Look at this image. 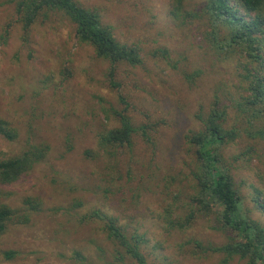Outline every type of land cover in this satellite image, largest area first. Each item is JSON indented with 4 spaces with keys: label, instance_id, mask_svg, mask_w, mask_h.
I'll list each match as a JSON object with an SVG mask.
<instances>
[{
    "label": "rangeland",
    "instance_id": "1",
    "mask_svg": "<svg viewBox=\"0 0 264 264\" xmlns=\"http://www.w3.org/2000/svg\"><path fill=\"white\" fill-rule=\"evenodd\" d=\"M16 2L0 0V118L17 131L12 141L0 137V161L34 146L49 149L21 179L0 186V203L31 215L0 235V264H121L104 223L83 221L94 211L117 219L128 235H143L149 264H222L219 254L193 256L188 244L227 242L213 216L198 214L184 231L170 227L197 192L187 135L203 129L219 102L224 126L238 134L223 147L225 162L252 217L264 223V208L253 201L260 196L264 203V140L256 136L264 104L246 103V59L208 41L211 28L197 16L205 0H187L178 20L172 0H77L98 11L120 43L140 50L142 64H118L113 79L110 62L78 40L67 16L49 13L26 32ZM120 113L138 129L133 146L101 144L120 126ZM28 200L39 202L36 210ZM9 251L12 259L4 256Z\"/></svg>",
    "mask_w": 264,
    "mask_h": 264
},
{
    "label": "trees",
    "instance_id": "2",
    "mask_svg": "<svg viewBox=\"0 0 264 264\" xmlns=\"http://www.w3.org/2000/svg\"><path fill=\"white\" fill-rule=\"evenodd\" d=\"M187 0H172L171 15L178 20L183 14ZM16 15L24 31L28 32L42 17L49 13H62L76 25V35L80 42L91 45L98 58L111 64L109 76L114 78L118 64L127 63L133 67L142 64L140 50L137 47L120 43L111 26L102 23L98 11L86 8L77 0H17ZM189 17H196L195 15ZM211 28L207 34L213 47L223 53H239L246 59L244 80L248 82L246 97L248 105L264 104V0H205L202 14L197 15ZM160 52L168 56L167 50ZM201 72L187 75L195 80ZM113 83V81H112ZM116 85L115 83H113ZM227 112L215 102L208 117L203 120V129L187 135L189 145L194 148V178L197 192L193 198V207L183 217L170 219V227L187 230L195 222L198 214L213 216L217 231L227 235V242L221 245L204 244L198 240L188 242L193 245L191 254L195 257L209 254L222 256V264H230L235 259L246 264H264V223L254 219L247 208L240 189L236 186L231 168L226 164L223 147L233 142L238 134L235 129H227ZM120 126L112 128L101 136V144L114 147H132L133 136L138 129L131 118L120 113ZM144 136L148 138L146 130ZM264 140V129L256 132ZM0 137L8 140L17 138L16 129L0 118ZM49 147L34 146L22 155L0 161V186L12 184L27 174L36 163L47 154ZM259 208H264L260 196L253 199ZM31 211L39 202H27ZM18 212L7 204L0 203V235L14 220L26 224L29 214L19 216ZM171 217V216H170ZM101 221L107 239L123 252H119L117 263L125 264L130 258L136 264H149L142 251L145 238L135 233L128 235L118 224L117 219L100 211L84 216L83 221ZM77 256H81L76 253ZM12 259L14 251L4 253Z\"/></svg>",
    "mask_w": 264,
    "mask_h": 264
}]
</instances>
